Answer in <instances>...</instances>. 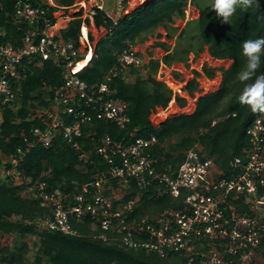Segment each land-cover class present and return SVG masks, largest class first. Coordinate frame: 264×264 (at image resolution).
Listing matches in <instances>:
<instances>
[{
  "label": "trees",
  "instance_id": "obj_1",
  "mask_svg": "<svg viewBox=\"0 0 264 264\" xmlns=\"http://www.w3.org/2000/svg\"><path fill=\"white\" fill-rule=\"evenodd\" d=\"M54 1L59 6L68 7L76 0ZM127 1L123 2L124 10ZM32 2L34 6L48 9L50 16L56 9L44 0ZM189 3L196 5L200 15L197 19L188 20L180 30L173 25L177 19L186 18ZM259 4V8L254 6L247 11L238 9L228 24L221 23L210 3L200 4L198 0H148L130 13L122 14L116 23L103 11L97 10L94 16L95 26L106 29L107 34L97 42L90 63L78 74L88 86L103 82L105 74L118 64V58L125 50L139 41H144L147 35L159 27L165 29L168 39H172L173 34L179 31L176 47L169 52L170 48L165 43L156 42L154 46H160L167 52L161 59L151 58L148 64L128 67L129 73L135 75L132 81L125 76L126 69L112 78L111 85L116 98L127 103L126 114L130 121L125 129L103 120H94L92 125L82 124L81 130L90 133L88 137L74 136L69 142L59 136L48 147H32L18 164L20 174L31 177V184L45 183V192L62 190L70 196L64 200L65 203L73 201L80 193L82 185L91 182L97 172H104L117 189L118 179L111 177L109 165L96 151L101 144V138L107 134L127 143L137 138L155 136L158 142L152 146L150 152L155 168L160 173L175 176L187 151L197 144L202 146L206 157L213 159L217 167L225 172L231 171L230 163L235 157L243 156V149L251 145L246 130L256 118L264 115L253 113L238 102L237 97L243 85L235 78L245 62L242 55L243 42L264 36V0H259ZM14 14L15 0H0V43L20 47L25 35L35 26L27 22L17 23ZM80 14L81 12L75 15L61 31V36L76 43L83 23V19L78 17ZM191 28H195L196 32L192 33ZM157 36L161 37V34L158 33ZM90 38L93 40V35ZM205 46L212 58L231 59L232 64L228 68H216L205 63L202 72H193V79L183 90L193 96L199 89L197 78L201 74L212 80L217 71H222L218 89L199 96L192 113L170 116L160 126L155 127L150 116L157 108L166 109L173 99L180 107L186 104L185 98L178 94L174 96L171 88L156 79L161 64L169 66L176 61L186 62L191 52L198 56ZM141 70L147 71L146 74L142 75ZM261 71H264V63ZM62 72L61 66L48 60L41 67L32 68L20 83L22 94L18 100H21L23 107L19 110L8 107L4 111L0 128V166L3 159L19 157L18 148L27 149L24 136L33 140L32 129L42 126L37 118L27 116L28 111L24 105L32 100V108L47 106L44 95L47 92L46 87L53 89L59 86L63 82ZM174 75L178 77L177 72ZM71 123V119H65V124ZM81 154H86V158L80 159ZM12 167L13 164L9 162L5 169ZM26 186H15L10 175L0 178V233L16 234L19 237V242L14 247L0 242L1 264H200L203 259L201 253L209 249L206 244L200 246L198 243L195 246L197 254H187L184 249H166L160 253L143 246H131L121 239L123 234L112 232L111 229H101L100 223L95 224L90 214L85 215L82 220L75 217L70 219L72 228L77 231L76 235L50 230L40 224L42 220L52 218L53 211L50 207L41 205L42 199L38 196L39 184L33 190L32 197H22L19 194ZM126 190L128 192L124 196L125 200L137 194L141 196L140 201L128 213L130 220L142 219L146 215L158 214L166 209H182L185 206L183 196L174 199L168 194L158 193L155 188L147 191L148 189L137 187L133 180L129 181ZM103 193L107 196L110 190L106 188ZM232 196H229V200ZM257 198L264 199V187L258 189ZM244 200L242 195L232 202L239 211L250 212L251 207ZM262 223L264 224V217ZM102 232L118 239L104 241L99 237ZM29 235H37L39 238L31 261L27 257L30 247L25 241ZM133 235L137 241L148 242L151 238L146 231L134 232ZM258 253L264 261V233ZM190 258H193L192 262ZM232 258L234 257L226 256L225 261Z\"/></svg>",
  "mask_w": 264,
  "mask_h": 264
},
{
  "label": "built area",
  "instance_id": "obj_2",
  "mask_svg": "<svg viewBox=\"0 0 264 264\" xmlns=\"http://www.w3.org/2000/svg\"><path fill=\"white\" fill-rule=\"evenodd\" d=\"M106 1L76 0L73 5L64 7L54 0H47L45 2L49 6L56 8L50 16L48 9L34 6L32 0H15V21L27 22L35 28L25 35L20 47L0 43V128L6 108L19 110L23 107L18 100L22 94L20 83L32 68L41 67L45 61H53L63 68V82L53 89L46 87L47 106L32 108V100L24 105L27 116L37 118L42 126L32 129L33 140L24 136L27 149L18 148L19 157L4 159L5 176L10 175L15 186L27 185L21 192H28L31 194L29 197L34 196L33 190L39 184L41 205L53 211V217L42 220L40 224L50 230L76 235L70 219L82 220L90 214L95 224L100 223L101 229L123 234L121 239L131 246H143L160 253L166 249H184L187 254H195L196 244H206L209 249L201 253L203 259L200 264H244L258 252L264 233V224L259 220L257 211L258 206L264 205V199L257 198L258 189L264 187V115L256 118L246 130L251 145L243 149V156L234 158L229 172L217 167L213 159L206 157L202 146L197 144L187 151L175 176L160 173L150 152L158 142L155 136L127 143L109 134L101 138L96 151L109 165L111 177L118 179L117 189L104 172H97L91 182L82 185L73 201L65 203L64 200L70 197L68 194L60 189L45 192V183L31 184V177L18 171L20 160L34 146L48 147L59 136L69 142L74 136L88 137L90 133L81 130L82 124L92 125L94 120H103L125 129L130 121L126 114L127 103L116 98L111 81L124 68L143 65L133 47L119 56L118 64L108 71L103 82L88 86L78 75L79 64L88 60V65L95 54L96 44L90 35L91 27H96L94 16L97 10L103 11L114 23L126 11L123 8L125 0H115L116 4L110 11ZM59 10L61 14H57ZM79 12L78 17L83 19V23L76 43L61 36V31ZM163 68L166 66L159 68L157 80L171 88L174 96L182 95L181 87L175 89L172 85L176 83L172 71L166 73ZM65 119H71L73 123L65 124ZM84 158L86 154H81L80 159ZM9 162L13 167L6 170ZM130 180L147 191L155 188L158 193L168 194L174 199L183 196L185 206L130 220L128 213L141 197L137 194L131 199H124ZM106 188L110 190L107 196L103 193ZM242 195L244 202L251 207L250 212L239 211L232 202ZM141 231L151 236L148 242L134 239L133 233ZM99 237L104 241L118 239L109 237L105 232ZM226 256L234 258L225 261ZM192 261L193 258H190Z\"/></svg>",
  "mask_w": 264,
  "mask_h": 264
},
{
  "label": "rangeland",
  "instance_id": "obj_3",
  "mask_svg": "<svg viewBox=\"0 0 264 264\" xmlns=\"http://www.w3.org/2000/svg\"><path fill=\"white\" fill-rule=\"evenodd\" d=\"M44 1H47V0H44ZM198 1L200 4L211 3V0H198ZM147 2H148V0H128L127 5L125 6L126 11L125 12L123 11L122 14H126V13L128 14L133 9L138 7L140 4H142V3L146 4ZM115 4H116L115 0H107L105 5H106L107 9L110 11L113 8V5H115ZM61 13H62L61 10H59L57 12V14H61ZM187 14H188L189 18L186 16V18L184 20L183 19H177L175 24H174L175 26L174 25L173 26L180 29V30L183 29L185 27L186 21L190 20L191 18L192 19L199 18L200 12H199V9H197L196 5L189 3V5L186 8V14L185 15H187ZM91 29H92V35H93V42L95 44H97V42L107 34V30L102 28V27L97 28V27L92 26ZM165 32L166 31L164 28L159 27L154 32L147 35L146 39L144 41H139L138 45L136 44L135 49H137V51H138L137 54L140 55V58L143 61V64H148V62L150 61L149 59L151 57L154 59L162 58L160 55L158 56L155 52L154 44L156 42H163V41L168 40L169 44L171 46H174L175 40L167 39L166 37H163V36H165ZM177 32L179 33V31H177ZM189 32H190V29H189ZM191 32L195 33L196 29L191 28ZM158 33L161 34V37L157 36ZM173 35L175 36V34H173ZM184 39H185V37H184ZM182 44L183 43H181V45ZM150 52H152V53H150ZM147 53H148V55H147ZM159 53H161L160 50H159ZM192 58H193V55L191 54L190 59H189V63L187 65V69H188L187 72H185L184 74H182L180 72L179 77H176L174 75L175 76L174 79H175L176 83L180 84L179 87H181V94H183V93L185 94L183 87L186 86V84L190 80H192L194 77L193 75H192L193 76L192 78H191V76L188 77V75H189L188 72H190L189 71L190 69L197 70L199 72L201 70V72H202V65L205 62H207V64H210L211 67H224V68H228L232 64V60L222 59V60L217 61V60L213 59L208 53V47H205L204 51H202L200 53V55H198V57H195L191 61ZM174 66L177 69H179V68L183 69L182 64H176ZM166 68H163V70H165L166 73H169L171 71V69L168 68L167 66H166ZM146 72L147 71H145V70H141L142 75H145ZM191 74H192V72H191ZM125 76L127 77V79L129 81H132L135 78V75L129 73L128 69H126V71H125ZM221 79H222V71L217 72L214 79H212V80H209L208 78L205 77V75L202 74L197 80L199 83V89L193 93L194 94L193 96H190L192 99H190L189 101H188V99L186 100L187 103L184 107H180L175 101H173V104H172L171 103L172 101H171L169 103V106L166 109L157 108L150 116L151 121L153 122L155 127H158L159 123H161L162 121H165L167 119V117H169V116L178 115L181 113H186V114L192 113L194 111L192 109L193 102L196 101V99L199 96L215 91L217 89V83L220 82ZM205 80L206 81L209 80L208 81L210 84L209 89H206L203 87V82ZM175 89H177V88H175ZM212 123H214V121ZM3 161H5V160L4 159L2 160V164H4ZM0 178H5L4 168L2 165L0 167ZM30 191H32V188L30 189ZM119 191H121V190H119ZM19 194L22 197L31 196V194H28V192H26V193L21 192ZM118 194H121V193L118 192ZM257 211H258V215L260 217L259 220L262 221V218L264 217V205L258 206ZM25 241L29 244V247H30V252L28 253L27 257H28V260L31 261L33 256H34V253L37 249L36 244L38 243L39 238L37 237V235H29L26 237ZM0 242L3 243L4 245L6 244V245H9L11 247H14L15 244H17L19 242V237L16 234L3 235L0 233ZM263 263H264L263 259L260 257L259 253L257 252L255 255H253L251 257V259H247L244 264H263Z\"/></svg>",
  "mask_w": 264,
  "mask_h": 264
},
{
  "label": "clouds",
  "instance_id": "obj_4",
  "mask_svg": "<svg viewBox=\"0 0 264 264\" xmlns=\"http://www.w3.org/2000/svg\"><path fill=\"white\" fill-rule=\"evenodd\" d=\"M210 6L221 23L228 24L238 9L247 11L254 6L259 8L260 4L259 0H211ZM242 55L245 62L235 77L243 85L237 97L238 102L253 113L264 114V71H261L262 63H264L262 60L264 57V36L244 41ZM173 101L175 100L173 99Z\"/></svg>",
  "mask_w": 264,
  "mask_h": 264
},
{
  "label": "crops",
  "instance_id": "obj_5",
  "mask_svg": "<svg viewBox=\"0 0 264 264\" xmlns=\"http://www.w3.org/2000/svg\"><path fill=\"white\" fill-rule=\"evenodd\" d=\"M187 17H188V14L186 15ZM189 18V17H188ZM190 20H192V18L190 19ZM187 22V21H186ZM186 24V23H185ZM175 26V25H174ZM177 35H178V33L177 34H175V36L172 38L173 40H175V43H174V46H171L170 44H169V42H168V40H166V41H163V43H165L170 49H169V52H171L175 47H176V39H177ZM163 37H166L167 39H168V36H167V33L165 32V36H163ZM162 37V38H163ZM138 45V44H137ZM135 46L136 45H134L133 46V48H134V50H136L137 51V49H135ZM205 47H207V46H205ZM155 52H156V54L159 56H161V57H163V55H165L167 52H165V50L162 48V47H157V46H155ZM159 50L161 51V53H159ZM138 52V51H137ZM150 53H152V52H150ZM209 53V52H208ZM193 55V58L191 59V61L195 58V57H198V56H196L193 52H191L190 54H189V56H188V59H187V61L186 62H182V61H176V62H173L171 65H166L168 68H170L171 69V71H172V74H173V76H174V73L175 72H177L178 73V77L180 76V72L182 73V74H184L185 72H187L188 71V69H187V65H188V63H189V59H190V55ZM139 55V54H138ZM147 55H148V53H147ZM200 55V54H199ZM140 56V55H139ZM152 58V57H151ZM150 58V59H151ZM149 59V60H150ZM159 59V58H158ZM161 59V58H160ZM214 59V58H213ZM215 60H217L218 61V59H215ZM227 60H231V59H227ZM205 63H207V62H205ZM205 63H203V65L205 64ZM176 64H182L183 66V69H177V68H175V66L174 65H176ZM202 65V66H203ZM209 66H211L210 64H208ZM192 68V67H191ZM216 68H219V67H216ZM190 72H188V77H190L191 76V78L194 76V74H193V71H197V70H193V69H190L189 70ZM191 72H192V74H191ZM199 72V71H198ZM200 72H201V70H200ZM217 72H219V71H217ZM216 72V73H217ZM193 75V76H192ZM202 75V74H201ZM200 75V76H201ZM199 76V77H200ZM198 77V78H199ZM206 77V76H205ZM198 78H197V80H198ZM207 78V77H206ZM209 81V80H208ZM221 82V81H220ZM220 82H218L217 83V89H218V87H219V85H220ZM203 87H204V85H203ZM216 89V90H217ZM185 91V90H184ZM208 94V93H207ZM180 96H182L183 98H185L186 100L188 99V101L190 100V99H192L191 97H190V95L188 94V92L187 91H185V94L183 93L182 95H180ZM197 100V99H196ZM172 102H173V100H172ZM171 102V103H172ZM187 103V102H186ZM186 105V104H185ZM193 107H192V109L193 110H195V107H196V101H194L193 102Z\"/></svg>",
  "mask_w": 264,
  "mask_h": 264
},
{
  "label": "bare ground",
  "instance_id": "obj_6",
  "mask_svg": "<svg viewBox=\"0 0 264 264\" xmlns=\"http://www.w3.org/2000/svg\"><path fill=\"white\" fill-rule=\"evenodd\" d=\"M87 61H88V60L82 61V62L79 64V66H78V70L83 69V68L86 66V64L88 63ZM172 85H173L174 88H178L180 84H179V83H172ZM203 85H204V88H206V89H209V88H210V84H209V82L206 81V80L203 82ZM172 104H173V102H172Z\"/></svg>",
  "mask_w": 264,
  "mask_h": 264
},
{
  "label": "water",
  "instance_id": "obj_7",
  "mask_svg": "<svg viewBox=\"0 0 264 264\" xmlns=\"http://www.w3.org/2000/svg\"><path fill=\"white\" fill-rule=\"evenodd\" d=\"M173 116H174V115H173ZM162 122H163V121H162ZM162 122H161V123H162ZM161 123H159V126L161 125Z\"/></svg>",
  "mask_w": 264,
  "mask_h": 264
}]
</instances>
